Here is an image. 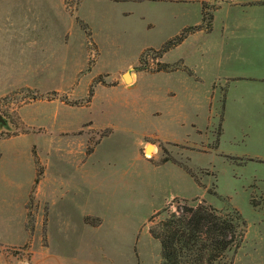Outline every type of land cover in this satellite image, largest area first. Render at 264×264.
<instances>
[{"label": "crops", "instance_id": "1", "mask_svg": "<svg viewBox=\"0 0 264 264\" xmlns=\"http://www.w3.org/2000/svg\"><path fill=\"white\" fill-rule=\"evenodd\" d=\"M69 1L0 0V95L21 84L41 88L39 85L46 84L47 79L53 77L58 53V50H53V43L58 42L57 39L53 40V35L65 34L67 42L74 28L71 32L53 29L52 15L55 12L60 16L59 20L68 22ZM75 1V18L82 19L89 27H80L82 31L79 37L82 39L79 41L88 46L95 45L97 52L99 46L92 37L97 29L102 33H109L110 29L98 27L93 22L94 16L109 20L117 6H129L122 11L127 14L133 11L134 8H130L133 6L171 5L173 9L165 15L172 24L168 39L185 28H197L189 31L180 43L173 46L188 43L186 56L175 62H164L162 59L170 49L159 56L161 63L170 65V69L156 68L154 71L158 77L161 76L157 78L158 94L134 101L132 94L129 95L128 111L140 121L153 115L160 116L159 122H156L158 134L129 129L136 134L140 159L151 161L149 169L147 164L133 169L130 161L123 159L118 162V155L102 161L96 153L102 142L116 131V126L109 123L98 126L90 124L87 129L90 131L79 133L84 120L69 114L67 118L59 119V123L45 126L42 145L33 139L0 140V264H21L19 254L13 251L26 243L30 236L27 203L37 176L32 152L34 142L43 149L44 173L35 193L46 207L43 219L46 244L43 246V258L39 256L40 259H33V264H62L61 258L53 261L52 255L47 254L51 244L63 241L73 244L78 241L79 232L85 233L87 229L94 238L99 236L101 228L110 226L114 205L110 192L114 194L115 185L125 197L126 191L132 190V186L136 187L137 180L140 183L145 180V186H148V179L153 178L155 173L162 181L182 180L188 184L193 179L194 183L198 182L186 167L197 174V170L202 171L207 166H196L192 153H214L217 157L239 159L244 163L264 162V0ZM209 1H216L217 7L211 13V19L204 22V5ZM134 68L129 65L126 69L131 71ZM80 72L83 69L76 75ZM88 73H92V70ZM146 73L149 71L145 69L131 71L130 83L121 85L119 82L114 86L131 91L139 84L141 75ZM163 73H166V78ZM196 83L209 86L205 91L202 87L196 88ZM213 98L223 100L220 109L222 134L214 146L200 148L196 146L192 133L197 134L198 138L210 140L211 134L206 136L205 132L212 133L220 123L221 115L213 114ZM165 99L172 101L167 103ZM149 100L155 103L154 110H150ZM197 100H207L209 104L197 105ZM76 107L66 108L74 110ZM197 108L200 113H197ZM50 114L46 111V115ZM107 127H112V132L101 140L99 137L94 140V133ZM160 142L176 147L181 145L187 151L183 158L187 162L176 155L166 161L159 159ZM149 144L155 146L151 157L145 154ZM3 145L5 151L1 149ZM89 146L91 150H88ZM143 167L145 169L142 170ZM148 173L151 176L148 177ZM175 197L193 199L200 196L179 192L167 197L162 208ZM120 200L126 204L124 199ZM162 208H157L151 216ZM91 219H96V223L87 228Z\"/></svg>", "mask_w": 264, "mask_h": 264}, {"label": "rangeland", "instance_id": "2", "mask_svg": "<svg viewBox=\"0 0 264 264\" xmlns=\"http://www.w3.org/2000/svg\"><path fill=\"white\" fill-rule=\"evenodd\" d=\"M205 4V12L209 18L217 7V2L209 1ZM76 6L75 0L69 1L68 22L59 20L60 16L53 12V29H67L71 32L74 28L75 33H70L67 42L65 34L53 35V40H58L57 44L53 43V50H58L57 62L54 64L53 77L47 79L46 84L39 85L43 90L35 85L21 84L0 95V114L11 121L13 128L0 130V140L3 139L6 142L33 139L42 145L45 126L59 123V119L67 118L69 114L73 118L84 120L85 123L79 133L90 131L87 130L90 124L98 126L109 123L116 126V131L108 140L102 142L96 153L102 161L118 155L120 156L116 159L118 162L123 159L125 162L130 161L133 169L144 164H147L149 169L151 161L146 162L140 159L136 134L129 129L158 134L160 132L156 129V122H159L160 116L153 115L143 122L140 121L131 111H128L129 95L132 94V101H134L158 94L157 78L161 76L158 77L154 71L162 65L159 58L162 55V47L168 40L177 36L174 35L170 39L167 37L172 24L165 15L173 7L168 4L140 5L130 7L134 8L133 11L124 14L123 9L129 6H117L109 20L100 18L98 15L94 16L93 22H96L98 27L110 29L109 33H102L97 29L92 37L98 43L99 52H97L95 45L88 46L79 41L82 39L79 37L82 31L80 27L84 29L89 27L82 19L75 18ZM182 32L180 31L178 35L181 36ZM187 49L188 43L175 48L171 47L162 60L175 62L187 55ZM129 65L135 66L131 71L137 69L149 71L141 75L139 84L131 91L114 86L119 82L122 83L121 85L127 83L124 75L126 72L131 73L129 69H126ZM81 69L83 72L76 75ZM89 70H92V73H88ZM163 74L166 78V73ZM195 86L205 90L209 85L196 83ZM214 86L215 93L216 86ZM169 101L172 100H166L167 103ZM222 101V99H212L213 114H218V117L221 115ZM149 103L150 110H154L155 103L150 100ZM195 103L204 106L209 104L207 100H197ZM70 106L78 107L74 110L66 108ZM46 111L50 112L52 117L46 115ZM196 111L200 113L199 108ZM53 116L57 121L53 119ZM219 128L217 124L212 133L205 132L206 136L211 134L210 140L198 138L197 134L192 133L196 146L200 148H205L207 145L214 146ZM112 130V127L99 129L97 133H94L93 138L95 140L99 137L101 140ZM40 144L34 142L32 145L37 167L36 185L44 173L43 149ZM160 144L159 159L176 155L185 161L183 158L187 151L181 145L176 147L166 145L164 142ZM5 148L3 145L1 149L5 151ZM154 149L155 146L149 144L146 156L151 157ZM88 150H91V146ZM192 156L196 166H207L202 171L197 170L201 185L198 182L194 183L193 179L188 184L182 180L162 181V178H157L156 173L153 178L148 179V186H145V180L143 184L137 180L136 187L132 186V190L126 191L125 197L115 185L114 194L110 192V196L114 199L110 226L101 228L99 236L94 238L92 232H88L87 229L85 233L79 232L78 241L73 244L67 241L55 242L48 247L47 254L52 255L53 261L61 258L62 264H161V244L152 236L150 227L159 222L167 211L161 216H156L152 221L151 215L157 208H162L167 197L185 192L187 195L196 194L200 197L193 199L175 197L163 208L168 211L175 210L176 206L184 203L185 200L195 204L203 200L218 209L237 208L245 217L247 231L240 247L230 252V256L234 257V264H264V162L244 163L239 159L220 158L214 153L209 155L192 153ZM149 176L151 175L148 173ZM36 185L27 203V229L30 236L26 243L19 245L13 251L14 254H19L21 264H33V259L37 260L40 259L39 256L42 258L44 256L43 246L46 242L43 219L46 207L35 193ZM120 198L124 199L125 205ZM88 223L87 228L90 224L96 223V219H91ZM226 262L227 259L223 263L226 264Z\"/></svg>", "mask_w": 264, "mask_h": 264}, {"label": "trees", "instance_id": "3", "mask_svg": "<svg viewBox=\"0 0 264 264\" xmlns=\"http://www.w3.org/2000/svg\"><path fill=\"white\" fill-rule=\"evenodd\" d=\"M210 19L211 16L208 18L205 12L203 21L208 22ZM196 28L188 27L181 36L168 40L161 53L180 43L189 31ZM167 68L170 65L162 64L158 69ZM219 127L217 143L222 134V114ZM168 159L167 156L163 158L164 161ZM186 168L199 182L197 174ZM164 212L166 214L159 222L150 227L152 236L161 244V264H224L226 259V264H234L230 252L240 247L247 231V222L240 210L218 209L203 200L197 204L185 200L175 210L162 208L153 215L151 221Z\"/></svg>", "mask_w": 264, "mask_h": 264}, {"label": "water", "instance_id": "4", "mask_svg": "<svg viewBox=\"0 0 264 264\" xmlns=\"http://www.w3.org/2000/svg\"><path fill=\"white\" fill-rule=\"evenodd\" d=\"M124 78L127 82L130 81L129 72L125 73ZM3 129L12 130L13 128L10 127V120L4 117L2 114H0V130H3Z\"/></svg>", "mask_w": 264, "mask_h": 264}, {"label": "flooded vegetation", "instance_id": "5", "mask_svg": "<svg viewBox=\"0 0 264 264\" xmlns=\"http://www.w3.org/2000/svg\"><path fill=\"white\" fill-rule=\"evenodd\" d=\"M10 127H12V126H11V121H10Z\"/></svg>", "mask_w": 264, "mask_h": 264}]
</instances>
